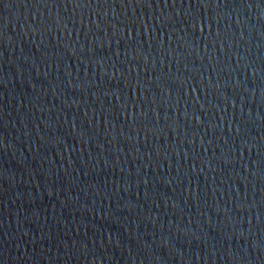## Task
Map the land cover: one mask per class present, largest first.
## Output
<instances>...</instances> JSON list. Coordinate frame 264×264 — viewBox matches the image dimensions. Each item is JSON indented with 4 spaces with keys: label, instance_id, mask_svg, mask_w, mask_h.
I'll return each mask as SVG.
<instances>
[{
    "label": "water",
    "instance_id": "95a60500",
    "mask_svg": "<svg viewBox=\"0 0 264 264\" xmlns=\"http://www.w3.org/2000/svg\"><path fill=\"white\" fill-rule=\"evenodd\" d=\"M0 264H264V0H0Z\"/></svg>",
    "mask_w": 264,
    "mask_h": 264
}]
</instances>
